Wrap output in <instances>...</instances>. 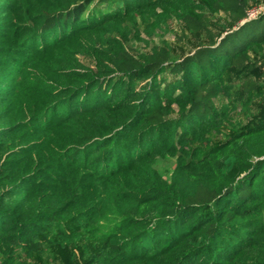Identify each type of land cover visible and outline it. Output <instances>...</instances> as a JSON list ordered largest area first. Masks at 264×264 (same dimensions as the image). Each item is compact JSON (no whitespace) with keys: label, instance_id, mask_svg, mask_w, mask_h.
<instances>
[{"label":"trees","instance_id":"trees-1","mask_svg":"<svg viewBox=\"0 0 264 264\" xmlns=\"http://www.w3.org/2000/svg\"><path fill=\"white\" fill-rule=\"evenodd\" d=\"M256 4L0 0V264L72 248L84 264H264V113L226 134L215 103L239 83L245 107L264 101ZM220 14L237 29L218 41ZM168 19L207 45L181 62L129 49Z\"/></svg>","mask_w":264,"mask_h":264},{"label":"rangeland","instance_id":"rangeland-1","mask_svg":"<svg viewBox=\"0 0 264 264\" xmlns=\"http://www.w3.org/2000/svg\"><path fill=\"white\" fill-rule=\"evenodd\" d=\"M263 1L256 0L257 4L255 6L260 5ZM211 19L210 28L212 33L218 36V41L228 33L237 29L227 15H215ZM206 42L207 36L204 32L191 31L183 23L175 19H168L155 30H148L146 33H142L141 37L137 40L132 38L128 47L135 55L142 56L151 54L154 48L160 49L167 46L172 59L181 62L186 56L193 54L202 46H206ZM78 51V58H82L79 47ZM252 59L254 62L260 63V61L264 60V53L253 54ZM260 73L264 75V70H260ZM233 75L234 70L229 69L224 81L226 83L229 82ZM241 95V84L239 83L235 86L231 97L220 95L215 101L217 107H226L229 110L227 113L230 122L225 127L226 134H230L236 127H244L250 124L254 119L264 113V101L262 99L252 102L249 108H247L240 100ZM174 164L175 160L169 158L161 161L157 165V168L165 177L169 178L174 169ZM89 257L90 254H81L77 248H72L68 252L51 249L43 254L34 255L28 264H84V262L88 261Z\"/></svg>","mask_w":264,"mask_h":264},{"label":"built area","instance_id":"built-area-1","mask_svg":"<svg viewBox=\"0 0 264 264\" xmlns=\"http://www.w3.org/2000/svg\"><path fill=\"white\" fill-rule=\"evenodd\" d=\"M261 15H264V1L260 5L253 7L248 12L247 18L244 22L256 20Z\"/></svg>","mask_w":264,"mask_h":264}]
</instances>
